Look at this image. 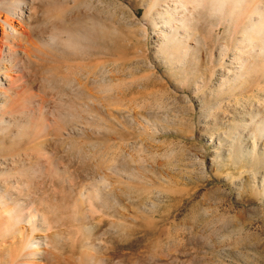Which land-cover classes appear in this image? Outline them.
Here are the masks:
<instances>
[{"label":"rangeland","instance_id":"rangeland-1","mask_svg":"<svg viewBox=\"0 0 264 264\" xmlns=\"http://www.w3.org/2000/svg\"><path fill=\"white\" fill-rule=\"evenodd\" d=\"M178 1L29 0L19 95L35 102L0 134L3 220L17 198L39 208L29 262L264 264L254 0L217 18ZM7 223L0 264H21L9 253L32 233Z\"/></svg>","mask_w":264,"mask_h":264},{"label":"bare ground","instance_id":"bare-ground-1","mask_svg":"<svg viewBox=\"0 0 264 264\" xmlns=\"http://www.w3.org/2000/svg\"><path fill=\"white\" fill-rule=\"evenodd\" d=\"M30 3L31 2H29V0H0V13L2 12L5 17L3 20H0L3 27V35L0 36V134H2V132L5 130L3 126L6 122H13L11 120L12 118L6 115L7 113H10L13 117L19 116L20 113H23L25 109L30 108L35 102V94L33 92L28 95V99L23 97L21 98V95H19L25 82L23 79L25 72L24 70L27 66V63L30 62L29 58L31 56L27 46L29 45L27 44V41L30 40L27 39L28 32L30 31L29 21H31L30 11H28L30 9ZM178 3L184 6V10L191 15L193 14L194 9L199 7V0H179ZM250 8L252 12L257 13V17L260 19V22H253V14H251L253 20L252 25L257 22L258 25L260 24L262 31L261 41H259V44H256V46H259L260 49H262L264 48V0H254L252 3L250 2ZM186 14L187 13L184 12L181 13L177 20L181 23H184L188 18V15ZM15 20L19 23V27L14 26L13 21ZM47 125L48 124L46 123V126ZM43 128L45 127L43 126L40 129L44 131ZM51 154L52 152L50 150L45 149L42 155L46 159L50 157ZM0 190H2L1 187ZM12 194L13 192L11 195ZM4 202L5 201L3 200L2 203H0L1 207L3 208ZM9 207L10 208L8 212H10V215L13 217L12 219H9V221L7 218L3 220L4 213L0 212V224L2 225L4 234H7V222L13 226L14 231L18 229L22 222L25 223V225H28L27 229L30 230V233L36 229L39 208L36 207L35 196L31 195L28 198H17L16 201H14ZM19 207L21 209V215H17L18 217L14 218L15 214H13V210L16 212V208ZM29 209L31 214L26 215ZM16 214L18 213L16 212ZM40 219L42 220L43 224L46 223V226L49 225L46 222L45 217H41ZM21 240H23L24 244L16 245L14 247L15 249H13V252L9 253L10 262L17 263L16 260H14V257L16 256L19 258L21 264H25L26 261L28 264H35L33 263L35 262L34 260L33 262H29L27 259L29 255H35L38 253L41 247V242L33 241V233L30 234L29 240Z\"/></svg>","mask_w":264,"mask_h":264},{"label":"clouds","instance_id":"clouds-1","mask_svg":"<svg viewBox=\"0 0 264 264\" xmlns=\"http://www.w3.org/2000/svg\"><path fill=\"white\" fill-rule=\"evenodd\" d=\"M234 0H199V8L211 18L223 17L231 10Z\"/></svg>","mask_w":264,"mask_h":264}]
</instances>
